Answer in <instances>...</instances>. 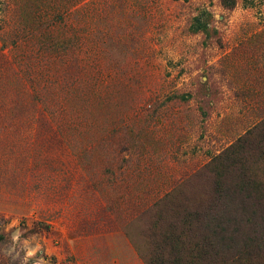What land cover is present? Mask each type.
Wrapping results in <instances>:
<instances>
[{"label":"rangeland","instance_id":"rangeland-1","mask_svg":"<svg viewBox=\"0 0 264 264\" xmlns=\"http://www.w3.org/2000/svg\"><path fill=\"white\" fill-rule=\"evenodd\" d=\"M232 1L0 0V264H144L212 205L199 264H264V0Z\"/></svg>","mask_w":264,"mask_h":264},{"label":"trees","instance_id":"trees-1","mask_svg":"<svg viewBox=\"0 0 264 264\" xmlns=\"http://www.w3.org/2000/svg\"><path fill=\"white\" fill-rule=\"evenodd\" d=\"M227 7L233 6L232 0H226ZM224 2V4H226ZM197 21V19H196ZM198 27L204 29V25H199ZM261 191L257 194L253 193L250 196L255 197L262 201L264 205V181L261 186ZM245 195L248 198V193ZM225 214L223 208H217L212 206L206 207L202 213L199 215V227L196 230V227L193 226L191 223H188L183 226L181 231H169L167 234L162 236V240L157 242L155 246V250L152 252L150 258L144 259V264H199L201 260V254L204 257V260L209 261L211 258L207 256L206 252L201 253L202 249L205 248L206 250H211L210 243L206 240V238H199L193 237L191 238V234H195V232L199 231L202 233H213L217 235V231H224V228L227 225V221L223 217ZM204 215L205 223L202 226V221L200 217ZM201 241V242H200ZM202 243V244H201ZM161 246H170V249L167 251L166 255L161 253Z\"/></svg>","mask_w":264,"mask_h":264}]
</instances>
